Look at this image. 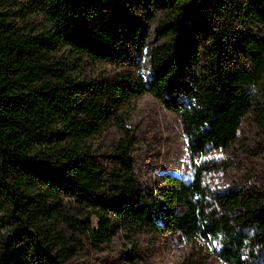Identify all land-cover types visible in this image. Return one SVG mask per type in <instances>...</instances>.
Listing matches in <instances>:
<instances>
[{"label": "trees", "instance_id": "trees-1", "mask_svg": "<svg viewBox=\"0 0 264 264\" xmlns=\"http://www.w3.org/2000/svg\"><path fill=\"white\" fill-rule=\"evenodd\" d=\"M8 1L0 0V264H71L84 241L101 251L121 235L135 245L141 234L173 232L204 241L224 264H264V180L213 188L207 179L220 166L200 159L189 183L167 176L163 187L141 186L125 111L142 94L158 98L197 159L229 147L249 115L264 127V0H28L45 27L17 26L26 10L5 12ZM143 18L156 20L154 43ZM132 50L147 51L148 78L75 75L86 60L130 63ZM112 128L107 166L93 140ZM180 264L204 263L189 255Z\"/></svg>", "mask_w": 264, "mask_h": 264}, {"label": "rangeland", "instance_id": "rangeland-1", "mask_svg": "<svg viewBox=\"0 0 264 264\" xmlns=\"http://www.w3.org/2000/svg\"><path fill=\"white\" fill-rule=\"evenodd\" d=\"M22 6L26 13L22 17L14 18L17 26L35 24L37 27H45V18L31 13L27 8L30 6L28 0H10L3 10L19 12ZM142 20L146 35L151 38L149 42H156V20ZM236 28L240 32L245 31L240 26ZM232 44L235 51V42ZM61 54H66L65 49ZM69 58L75 62L72 57ZM132 58L130 63L86 60L77 67L75 75L80 80H115L120 74L126 73L148 78L151 67L147 51L144 50L142 54L134 51ZM232 61H235V56ZM243 64L250 67L248 63ZM125 111L129 117L127 126L136 141L131 155L141 186L163 187L167 176H176L189 183L200 159L215 161L220 166L207 179L208 185L213 188L255 185L258 180H264V127L253 116L249 115L244 120L236 141L229 147L211 151L197 159L191 156L180 119L158 98L149 93L142 94L133 98ZM118 136V129L112 128L93 140L96 146L94 154L104 165L110 166L113 162L111 145ZM133 241L135 245L129 242L128 237L121 235L112 246L101 251L94 250L84 241L71 264H180L189 255H194L196 260L204 264H224L204 241H190L178 232L141 234ZM127 250H136L139 253L140 257L135 263L124 257Z\"/></svg>", "mask_w": 264, "mask_h": 264}]
</instances>
